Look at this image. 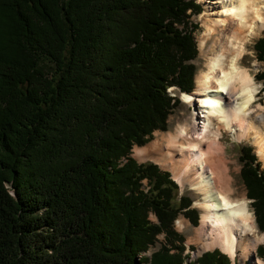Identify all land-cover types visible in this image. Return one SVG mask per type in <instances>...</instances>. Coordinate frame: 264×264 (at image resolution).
<instances>
[{"label":"trees","instance_id":"16d2710c","mask_svg":"<svg viewBox=\"0 0 264 264\" xmlns=\"http://www.w3.org/2000/svg\"><path fill=\"white\" fill-rule=\"evenodd\" d=\"M190 11L201 6L0 0V264L186 263L175 222L183 215L196 227L199 211L170 173L131 155L168 131L181 104L169 89L195 90L199 27ZM254 47L264 62V37ZM257 158L241 149V177L264 232ZM162 234L161 249L140 258ZM257 255L264 259L263 247ZM195 263L232 261L216 250Z\"/></svg>","mask_w":264,"mask_h":264},{"label":"bare ground","instance_id":"6f19581e","mask_svg":"<svg viewBox=\"0 0 264 264\" xmlns=\"http://www.w3.org/2000/svg\"><path fill=\"white\" fill-rule=\"evenodd\" d=\"M201 3L204 32L199 41L206 64L196 78L195 90L181 92L188 108L196 107L194 122L184 115L170 131L157 132L154 142L136 147L134 156L161 165L200 196L195 202L202 210L201 226L195 232L199 255L220 249L233 261L238 257L241 263L264 264L256 258L264 233L258 232L249 200L236 189L225 143L231 136L252 139L264 165V107L253 105L260 86L249 67L241 65L247 45L264 31V0ZM188 224L185 219L177 221L180 230Z\"/></svg>","mask_w":264,"mask_h":264},{"label":"rangeland","instance_id":"374dc122","mask_svg":"<svg viewBox=\"0 0 264 264\" xmlns=\"http://www.w3.org/2000/svg\"><path fill=\"white\" fill-rule=\"evenodd\" d=\"M195 1H197V3L202 6L201 8H202V11L204 12L205 9H204V5L201 3V0H195ZM201 15H202V13L201 14L190 13V17H189V21H191L192 23H194L195 25H197L199 27V29L195 32V35H194L195 41L197 43L198 50H199V55H198L197 59L194 61V63L196 64V66L198 68V71H197V74H196V77H195V88H196V78L200 74L201 70H203L205 68L204 66L206 64V60H205L206 58L204 57V52L202 53V51L200 49V41H199V37L204 32V28L202 26V21H201V18H200ZM262 37H264V31H263L262 35L259 38H256L252 42V44H248L247 45V48H248L247 52L248 53L245 54L244 59L242 60V64H241L242 66H246L247 68L249 67L248 69L250 70L252 75H255V80L258 83V85L260 86V95L257 97L259 102L257 100V103H254L255 104V109H256V107L259 104H262L263 107H264V93L262 92V89L264 88V81H259L258 80V73L264 71V63L259 61L258 56H257L258 54H257V52L255 50V47H254L256 41L258 39L262 38ZM253 52H254V54H253ZM253 64H258V65L256 67H252ZM41 65H42L43 68L45 67V70H46L47 73L51 74V73L54 72L55 65L53 64V62H50L47 59H43ZM170 92L172 93V95L178 94L179 97H181L182 101H181V104L173 111V113L171 114V116L168 119V131H170L174 126H176L178 124V120H180V119L183 120L184 119V115L187 116L190 119L191 122H194V118H192V115L196 111V107H189L188 108V106L184 103V100H183V98L181 96L182 95L181 92L179 93L178 89L172 88V90ZM199 106H200V104H199ZM174 117L176 119H174V121L171 123L170 120H171V118H174ZM168 131H166V132H168ZM157 132H159V131H157ZM157 132L154 133V139L152 141H150L147 145H149V144H151L152 142L155 141ZM166 132H163V133H166ZM225 143H226V149H227V158H228L229 164L231 166V175L233 176V179L235 181V185H237V188H236V186H235V188L236 189H240V190H238V192L241 193V196L244 197V198H247V189H246V186H245V184H244V182L242 180V177H241V169L243 167V163L241 162L240 157H241V149L243 147H247V146L248 147H252L253 153L254 154L256 153L255 155H257V157H258L256 148H255V146L253 144V140L252 139H244V140H241V141L240 140H234L232 138V136H231V137H226ZM147 145H145V146H147ZM145 146H143V147H145ZM136 147H138V146H135L134 149ZM132 153H133V155H131V157L135 158L138 161L139 159L134 156V150L132 151ZM258 159H259V157H258ZM259 161H260V159H259ZM138 162L141 164V163H146L147 161L146 162L145 161H138ZM149 162H153V161H149ZM153 163H155V162H153ZM157 165H159V164H157ZM159 166L162 167L161 165H159ZM263 167H264V165L262 163V169H264ZM161 171L162 172L171 173L170 171H166L163 167L161 168ZM171 174H172V177H173L172 179L175 182H177V184L179 186V195L180 196L185 195V196L190 197L193 200V204L195 206V202L200 198V196L198 194H196L192 190L190 185L187 184V185H185L183 187L177 181V179L174 178L173 173H171ZM146 183H147V181H144V184L142 186L143 187L142 189L145 192H146V190H145L144 186L146 185ZM249 207L251 209V212L254 214V209L251 206L250 201H249ZM196 209L200 213V221H199V225L198 226H196V227L193 226V224L188 219H186L183 215H180L179 218L175 222L176 231L178 233H180L181 235H183L184 238H185V247H186V249H185L184 255L188 257L185 264L194 263V260H195L196 256L199 255L197 252L199 250V245L200 244H198L195 241V236H196L195 232H196V228L201 226L202 210L200 208H198V207H196ZM254 217H255V215H254ZM179 219H185V220L188 221L189 224H188L186 229L180 230L178 228L177 221ZM150 220H151L152 223H156V224L159 223L157 217H155L153 215V213H151V215H150ZM255 223H256V220H255ZM258 232H259V234H262V232L260 230H258ZM165 237L166 236L164 234L160 235L159 236V243H157V245L155 247L151 248L148 252L143 253L142 255H140V258L144 256V257H147V258L151 259L153 253H155L159 249H161L162 245L164 243H166V238ZM259 247H263L264 248V243L259 245ZM192 249L195 250L193 259H192V255L190 253ZM218 250H220V249H218ZM210 251H214V250H210ZM220 251L222 252V250H220ZM206 252H208V251H206ZM222 253H224V252H222ZM188 254L191 255V258H190V256ZM256 258H258L259 260L264 262V259L259 257L257 255V253H256ZM256 258H255V260H257ZM236 262H240L241 263L240 258L237 257L235 259V263ZM241 264H256V263H255L254 260H247L246 262H242Z\"/></svg>","mask_w":264,"mask_h":264},{"label":"snow or ice","instance_id":"6c2138e0","mask_svg":"<svg viewBox=\"0 0 264 264\" xmlns=\"http://www.w3.org/2000/svg\"><path fill=\"white\" fill-rule=\"evenodd\" d=\"M233 63H235V61L233 60ZM241 95H243V93H241ZM185 99H187V97H185ZM245 107H247V104H245Z\"/></svg>","mask_w":264,"mask_h":264},{"label":"water","instance_id":"95a60500","mask_svg":"<svg viewBox=\"0 0 264 264\" xmlns=\"http://www.w3.org/2000/svg\"><path fill=\"white\" fill-rule=\"evenodd\" d=\"M14 194V193H13Z\"/></svg>","mask_w":264,"mask_h":264}]
</instances>
